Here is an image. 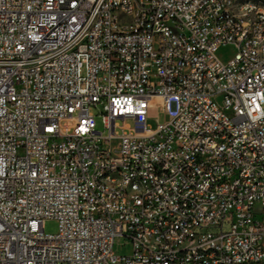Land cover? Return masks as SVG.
Wrapping results in <instances>:
<instances>
[{
	"label": "built area",
	"instance_id": "obj_1",
	"mask_svg": "<svg viewBox=\"0 0 264 264\" xmlns=\"http://www.w3.org/2000/svg\"><path fill=\"white\" fill-rule=\"evenodd\" d=\"M244 4L0 0V264H264V7Z\"/></svg>",
	"mask_w": 264,
	"mask_h": 264
},
{
	"label": "bare ground",
	"instance_id": "obj_2",
	"mask_svg": "<svg viewBox=\"0 0 264 264\" xmlns=\"http://www.w3.org/2000/svg\"><path fill=\"white\" fill-rule=\"evenodd\" d=\"M258 3L264 7V0H220V6L230 17L249 19V6L244 3ZM134 8H141V1H134ZM119 19L123 23H134V16H127L126 11H119ZM162 29H172V36L186 39V31L176 29V21H162ZM227 98H234V91H224L218 98V105H226ZM111 175H119V168H111ZM137 178L146 179V171H137ZM103 179V171H95V180ZM143 211H151V204H143Z\"/></svg>",
	"mask_w": 264,
	"mask_h": 264
},
{
	"label": "rangeland",
	"instance_id": "obj_3",
	"mask_svg": "<svg viewBox=\"0 0 264 264\" xmlns=\"http://www.w3.org/2000/svg\"><path fill=\"white\" fill-rule=\"evenodd\" d=\"M220 55L223 57L230 56L233 53V49L231 46L222 47L220 49ZM96 115L97 121V129L103 131V124L101 117L98 115V110L96 108L93 109ZM166 119L165 113L161 111V108L157 105L152 106L148 110V118L147 124L150 128H156L158 122L162 123ZM129 123H132L131 120H128ZM44 229L47 233H56L58 231V221L54 218H49L45 220ZM115 251L119 254H129L132 251L131 245L126 243L125 239L118 240L115 244Z\"/></svg>",
	"mask_w": 264,
	"mask_h": 264
}]
</instances>
